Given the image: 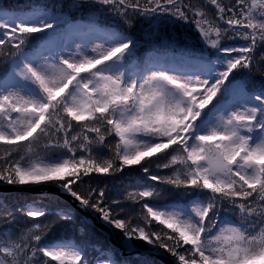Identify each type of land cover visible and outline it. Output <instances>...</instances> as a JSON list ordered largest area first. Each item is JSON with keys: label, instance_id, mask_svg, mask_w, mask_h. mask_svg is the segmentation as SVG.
<instances>
[{"label": "snow or ice", "instance_id": "snow-or-ice-1", "mask_svg": "<svg viewBox=\"0 0 264 264\" xmlns=\"http://www.w3.org/2000/svg\"><path fill=\"white\" fill-rule=\"evenodd\" d=\"M7 188L47 191L0 194V264H264V0L0 10Z\"/></svg>", "mask_w": 264, "mask_h": 264}, {"label": "trees", "instance_id": "trees-1", "mask_svg": "<svg viewBox=\"0 0 264 264\" xmlns=\"http://www.w3.org/2000/svg\"><path fill=\"white\" fill-rule=\"evenodd\" d=\"M30 3V0H0V10H13V11H23L27 5ZM165 33H170L172 31L171 27L165 28L163 30ZM133 34L138 36V30L134 29ZM177 36H180L182 38H187L189 41L195 43L196 42V34L194 32L190 31H185L183 29L177 30ZM230 45L233 43H240L239 41H229L228 42ZM144 49L140 50V55L144 54ZM142 173H139L138 171H131L126 174V179L125 180H115L112 181L109 184V191L112 196L118 195L120 192L123 191L124 186L127 183H130L132 181L137 180L140 176H142ZM8 197L9 202L12 204H22L25 201L37 198L34 196H28V195H4ZM43 219V218H42ZM72 236V233L70 232H65L63 230L53 234L50 236L51 240H56L59 238H69ZM114 239L116 240L117 243H119V239L117 236L113 235ZM92 242L95 245H98L101 248H108L109 245L107 243V237L105 234H101V232L97 231L95 235L92 237ZM116 257L121 259L119 256L118 252L116 251ZM135 256L126 258L128 260L134 259ZM170 258V257H169ZM155 259V258H154ZM160 264V263H158Z\"/></svg>", "mask_w": 264, "mask_h": 264}, {"label": "water", "instance_id": "water-1", "mask_svg": "<svg viewBox=\"0 0 264 264\" xmlns=\"http://www.w3.org/2000/svg\"><path fill=\"white\" fill-rule=\"evenodd\" d=\"M45 191H47V189L45 188H37L32 191L7 188V189L0 190V194L2 195H28V196L38 197L42 192H45ZM104 234L107 237V243L109 244V246H114L115 250L119 252V255L121 257H130L134 255L127 251H124L121 248L120 244L115 241L113 235L111 236V238H109V234L107 233L106 230L104 231ZM155 259L158 262H161L163 264H171L169 257L160 256V257H156Z\"/></svg>", "mask_w": 264, "mask_h": 264}, {"label": "rangeland", "instance_id": "rangeland-1", "mask_svg": "<svg viewBox=\"0 0 264 264\" xmlns=\"http://www.w3.org/2000/svg\"><path fill=\"white\" fill-rule=\"evenodd\" d=\"M121 259H126V258H123V257H122Z\"/></svg>", "mask_w": 264, "mask_h": 264}]
</instances>
